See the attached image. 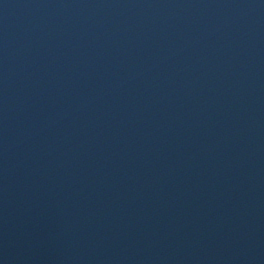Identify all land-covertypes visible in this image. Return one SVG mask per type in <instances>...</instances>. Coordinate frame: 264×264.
I'll use <instances>...</instances> for the list:
<instances>
[{
    "label": "water",
    "instance_id": "95a60500",
    "mask_svg": "<svg viewBox=\"0 0 264 264\" xmlns=\"http://www.w3.org/2000/svg\"><path fill=\"white\" fill-rule=\"evenodd\" d=\"M0 264H264V0H0Z\"/></svg>",
    "mask_w": 264,
    "mask_h": 264
}]
</instances>
